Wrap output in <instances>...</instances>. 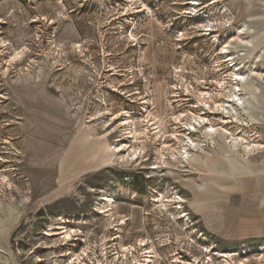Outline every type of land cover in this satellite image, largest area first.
<instances>
[{
    "label": "rangeland",
    "instance_id": "obj_1",
    "mask_svg": "<svg viewBox=\"0 0 264 264\" xmlns=\"http://www.w3.org/2000/svg\"><path fill=\"white\" fill-rule=\"evenodd\" d=\"M191 1L0 0V264H264L206 228L264 148V0Z\"/></svg>",
    "mask_w": 264,
    "mask_h": 264
},
{
    "label": "crops",
    "instance_id": "obj_2",
    "mask_svg": "<svg viewBox=\"0 0 264 264\" xmlns=\"http://www.w3.org/2000/svg\"><path fill=\"white\" fill-rule=\"evenodd\" d=\"M243 162L245 168L232 167L236 177L221 175L230 183L221 186L206 228L216 235L264 240V148Z\"/></svg>",
    "mask_w": 264,
    "mask_h": 264
},
{
    "label": "bare ground",
    "instance_id": "obj_3",
    "mask_svg": "<svg viewBox=\"0 0 264 264\" xmlns=\"http://www.w3.org/2000/svg\"><path fill=\"white\" fill-rule=\"evenodd\" d=\"M198 4H199L198 0H192L190 3V5H192L193 7H195ZM225 47L226 46H223L222 49H224ZM224 51L227 52L226 49ZM224 61H222V62H224ZM245 81H246V78L241 72L232 73V77L230 79L232 92L227 94L226 96H227V101L235 104L236 108H232L231 110L224 109L223 112H225L227 115L231 114V116H234L235 118L238 117L237 116L238 113L242 114L243 116L248 115L249 110L245 106L246 102H245L244 97L239 95L241 88L238 86V82L244 83ZM226 106H229V105H226ZM191 119H192V122H189V124H190L189 129L192 130V132L197 131L196 126H200V124L203 123V121H206L205 117L200 118L199 116H198V119H197V117H192ZM245 124L246 123L243 122V125H245ZM204 129H205V131L203 132V134H205L207 138L211 139L212 135H214L217 132L218 128H215L213 126V124L207 123V126H205ZM180 142L182 143V145H181V149L179 151V157L182 159V161L185 162L188 158V155H189L187 146L192 148V149H195L197 146H196L195 142L190 137H187L186 142L184 140H181ZM230 142H231L230 147L235 148V150H237V147H239V146L242 147V149L244 151L243 154L245 156V160H247V161L250 160V157L252 156L253 151L255 149L262 148V146L259 144H254V143H250L247 141H241V138L233 137V136H230ZM166 146H168V145L164 144L162 147H166ZM126 148H127L126 144H120L115 149V152H121V151L125 150ZM129 155H130V159H132V160L139 158L140 157V149L132 147ZM240 163H242V162H240ZM231 164L233 165V163H231ZM182 215H184V214H182ZM63 233H64L63 234L64 238H66V239L70 238L71 233L69 230L65 229L63 231Z\"/></svg>",
    "mask_w": 264,
    "mask_h": 264
}]
</instances>
